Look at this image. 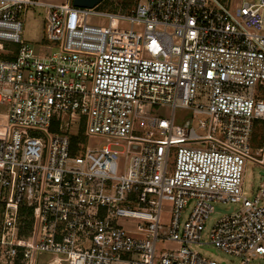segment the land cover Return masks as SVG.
Instances as JSON below:
<instances>
[{
    "label": "built area",
    "instance_id": "2783aa9c",
    "mask_svg": "<svg viewBox=\"0 0 264 264\" xmlns=\"http://www.w3.org/2000/svg\"><path fill=\"white\" fill-rule=\"evenodd\" d=\"M102 3L0 0V264H259L264 180L248 195L243 170L264 164V0ZM30 4L50 54L23 41Z\"/></svg>",
    "mask_w": 264,
    "mask_h": 264
},
{
    "label": "rangeland",
    "instance_id": "374dc122",
    "mask_svg": "<svg viewBox=\"0 0 264 264\" xmlns=\"http://www.w3.org/2000/svg\"><path fill=\"white\" fill-rule=\"evenodd\" d=\"M44 3H59L62 0H39ZM136 0H108L111 2L112 7H121L123 9L129 8ZM140 3H145L146 0H137ZM114 3L116 5H114ZM107 5L105 1L102 4L97 6L95 9L97 11L103 12H112L114 9ZM121 12V11H119ZM45 7L41 5H34L30 4L27 5L25 8L20 10L19 17L22 21V38L24 43L31 47L33 52L36 55H47L50 54L54 50V44L50 41H47L45 38V31H44V19H45ZM124 14H128V12H121ZM88 22L91 24H97L101 26H108L110 25L112 28H124L129 29L130 23L127 20H120V19H113L109 22V19L105 16H90ZM131 28L136 31H141V26L137 24H132ZM10 47L15 50V45H10ZM3 56V53H1ZM0 109L2 106L0 105ZM152 113L155 116L169 118L170 116V108L167 106H154L152 109ZM191 116V110L183 108V107H175L173 111V122L174 124H183V121L188 119ZM199 116L194 117L191 122V126L194 128L197 134H203L204 131L200 130L197 127ZM256 127L253 133V143L255 144L254 147H258V139L261 137V133L263 131L261 127V121L256 120ZM74 130V127L71 126V131ZM257 159H262L264 162V155L258 153L255 155ZM172 161V157L170 162ZM264 164L256 163L253 161L246 162L243 170V184L244 190L246 194H250L251 189H255L263 180L261 172H264ZM226 207V206H223ZM170 209V203L167 201L162 202V210H161V222L162 224H166L168 221V213ZM185 214L182 215L184 217ZM220 217V214H213L211 218L207 222V228L211 225L214 219ZM0 219H1V206H0ZM171 247V243L167 242L164 244L156 243V248H169ZM205 254L215 260H233L228 255H225L222 252H217L216 254L212 252H205ZM235 262V260H233ZM259 264H264V258L258 261Z\"/></svg>",
    "mask_w": 264,
    "mask_h": 264
},
{
    "label": "water",
    "instance_id": "95a60500",
    "mask_svg": "<svg viewBox=\"0 0 264 264\" xmlns=\"http://www.w3.org/2000/svg\"><path fill=\"white\" fill-rule=\"evenodd\" d=\"M102 0H71L73 6L91 8L98 5ZM264 175V172H261Z\"/></svg>",
    "mask_w": 264,
    "mask_h": 264
},
{
    "label": "trees",
    "instance_id": "16d2710c",
    "mask_svg": "<svg viewBox=\"0 0 264 264\" xmlns=\"http://www.w3.org/2000/svg\"><path fill=\"white\" fill-rule=\"evenodd\" d=\"M103 1H106V0H103ZM53 126H54V127H53ZM54 129H56V123H55V122H54V124H53L52 127H51V130H54ZM81 130H82V129L80 128V130H79V132L77 133V135L71 137V150H72V152H75V150H76V148H75V147H77V146H75V145H76V140L82 138V137H81ZM254 130H255V129H254ZM253 133H254V132H253ZM19 212H20V213H23V212H24V209L21 208ZM27 212H28V211H26V213H27Z\"/></svg>",
    "mask_w": 264,
    "mask_h": 264
},
{
    "label": "crops",
    "instance_id": "0c3cea01",
    "mask_svg": "<svg viewBox=\"0 0 264 264\" xmlns=\"http://www.w3.org/2000/svg\"><path fill=\"white\" fill-rule=\"evenodd\" d=\"M62 1H64V0H62ZM62 1H60V2H62Z\"/></svg>",
    "mask_w": 264,
    "mask_h": 264
}]
</instances>
